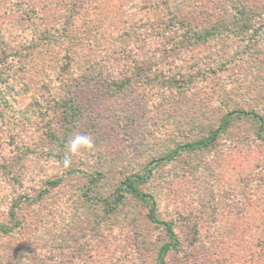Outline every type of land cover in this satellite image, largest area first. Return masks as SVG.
I'll list each match as a JSON object with an SVG mask.
<instances>
[{"label":"rangeland","instance_id":"374dc122","mask_svg":"<svg viewBox=\"0 0 264 264\" xmlns=\"http://www.w3.org/2000/svg\"><path fill=\"white\" fill-rule=\"evenodd\" d=\"M72 1L0 0V223L10 224L12 201L27 196L19 209V235L27 244L32 237L43 244L51 232L55 242L48 241L41 253L48 264H156L167 242L163 228L151 223L146 202L126 196L122 205L115 203L114 190L124 174L144 172L151 158L179 140L217 126L231 107L264 116V0H254L260 18L253 31L241 33V42L234 33L224 43L218 37L208 47L176 50L164 60L187 72L180 75L186 82L197 58L209 54L204 82L197 77L189 91L170 99L141 85L128 135L111 142L100 157L81 150L77 169L68 171L63 153L50 154L53 142L42 137L39 118L51 104L65 54L76 71L119 42L141 45L133 29L147 34L166 15L161 0H79L77 17L68 26L65 8ZM65 17L66 37L49 44V26H61ZM217 89L223 93L218 100ZM203 100H209L208 114L196 124L185 116ZM258 126L250 116L234 118L211 148L154 167L140 185L156 199L159 218L174 220L180 246L166 254L165 264H264V141L256 138ZM57 179L59 184L51 185ZM41 189L42 199L30 203ZM16 236L0 231V245L6 239L16 242Z\"/></svg>","mask_w":264,"mask_h":264},{"label":"trees","instance_id":"16d2710c","mask_svg":"<svg viewBox=\"0 0 264 264\" xmlns=\"http://www.w3.org/2000/svg\"><path fill=\"white\" fill-rule=\"evenodd\" d=\"M161 4L166 7V15L159 25H151V31L147 34H141L139 28L133 29L134 35H141V45L137 44L133 48H129L130 46L126 47L125 44L119 42L117 46L108 47L107 52L101 53L98 60H93L87 66H80L76 68V71L71 66L72 57L65 54L64 61H61L57 69L54 81L57 83V89L55 93L51 94V104L45 112H39L43 128L41 135L45 141L48 139L49 142H53V152L50 151V154L59 156L58 154L63 153L65 157L67 153L65 145L76 132L91 134L94 138L96 146L94 150L88 152L89 155L103 154L102 150L111 142L117 138L122 140L128 135L130 122L135 121L131 114L139 103V99L136 101L134 99L135 90H138L141 85L155 87L163 93L165 98L170 99L171 96L189 91L191 89L189 83L193 79L198 77L202 82L205 81L202 75L207 74L210 67L208 66L211 62H209L211 58L209 54L197 58V64L193 66V77L182 82L180 75L183 76L184 72H181V68L167 66L164 61L169 60L172 52L181 49L191 50L201 46L208 47L218 37L224 43L225 37L234 33L238 34L241 42V33L250 28L253 31L256 27V19L260 18L256 13L255 9H258V5L254 0L252 3L249 0H161ZM79 5H81L79 0H73L72 4L65 8V13L69 14L68 26L73 24L77 17ZM200 11L203 16L195 18V12L199 14ZM63 20L61 26H49V30H47L49 44H57L59 38L66 37L62 32L65 30L66 17ZM132 59L134 60L132 61ZM70 60L71 62H69ZM211 73H213L212 68L208 74ZM213 95L218 100L223 93L217 89L213 90ZM106 102H108V107H104ZM112 104L114 109L111 111ZM209 105V100H203L198 103L197 109L192 115L187 114L185 117L193 119V122L198 124L206 118ZM182 106L184 109H188L185 105ZM204 107L207 109L206 113H204ZM141 113L143 114L142 110ZM240 116H250L259 124L256 138L264 141V116L252 110L231 107L220 116L217 126L207 129L206 133H201L198 138L188 141L179 140L165 154L151 158L145 166L144 172L139 170L132 174L126 173L119 181L116 190H114L115 203L122 205L126 196L146 202L150 206L148 218L151 223L162 227L166 234L167 242L159 248L156 264H165L166 254L171 250H177L180 240L175 231L174 220L159 218L156 199L153 194L144 192L140 185L149 181L154 167L178 160L184 152L211 148L220 134L230 126L233 119ZM143 118L144 116H141V120ZM176 122L181 123L180 121ZM40 141L39 144L43 145V141ZM75 156L71 157L73 163L68 171L73 168L77 169L76 166L79 163L75 162ZM62 161L63 159L61 163ZM59 182L58 179L53 180L51 185H58ZM42 191L41 189L36 196H33L29 200L30 203L41 200ZM26 197L17 195L7 210L10 224L0 223L1 233L3 232L7 236L14 232L17 235L16 242L6 239V243L4 244L3 241L0 245V264H48L45 259L46 255L41 253L47 247L48 241L55 242L53 234L46 232V240L43 244L33 237L27 244L28 242L22 240L26 237L19 235L21 225L19 209L24 204ZM178 215L181 218L182 214ZM60 237L59 235L55 238L60 241ZM52 264H62V262Z\"/></svg>","mask_w":264,"mask_h":264},{"label":"clouds","instance_id":"9594fccd","mask_svg":"<svg viewBox=\"0 0 264 264\" xmlns=\"http://www.w3.org/2000/svg\"><path fill=\"white\" fill-rule=\"evenodd\" d=\"M95 140L91 134H85L76 132L67 141L65 147L67 148V153L63 158L62 164L65 169L70 168L73 161L72 156H75L81 152V149L94 150Z\"/></svg>","mask_w":264,"mask_h":264}]
</instances>
